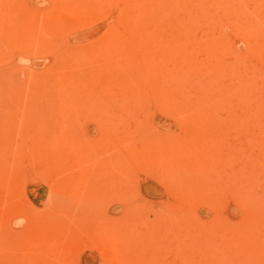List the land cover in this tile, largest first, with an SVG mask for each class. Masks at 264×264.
<instances>
[{"label":"rangeland","instance_id":"obj_1","mask_svg":"<svg viewBox=\"0 0 264 264\" xmlns=\"http://www.w3.org/2000/svg\"><path fill=\"white\" fill-rule=\"evenodd\" d=\"M0 264H264V0H0Z\"/></svg>","mask_w":264,"mask_h":264}]
</instances>
